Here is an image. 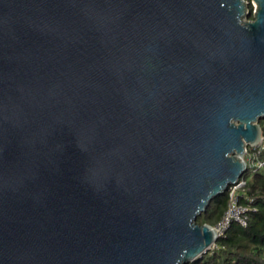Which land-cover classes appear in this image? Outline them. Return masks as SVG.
I'll list each match as a JSON object with an SVG mask.
<instances>
[{
  "label": "water",
  "instance_id": "water-1",
  "mask_svg": "<svg viewBox=\"0 0 264 264\" xmlns=\"http://www.w3.org/2000/svg\"><path fill=\"white\" fill-rule=\"evenodd\" d=\"M262 119L264 0H0V264L197 260Z\"/></svg>",
  "mask_w": 264,
  "mask_h": 264
},
{
  "label": "trees",
  "instance_id": "trees-1",
  "mask_svg": "<svg viewBox=\"0 0 264 264\" xmlns=\"http://www.w3.org/2000/svg\"><path fill=\"white\" fill-rule=\"evenodd\" d=\"M253 8L250 4L249 19H253ZM259 124L264 131V119ZM245 192L256 198L257 208V212L251 213L248 226L233 224L226 235L217 240L214 249L189 264H264V172L246 179ZM228 199V191L216 197L208 210L197 218V223L215 227L227 210Z\"/></svg>",
  "mask_w": 264,
  "mask_h": 264
},
{
  "label": "built area",
  "instance_id": "built-area-1",
  "mask_svg": "<svg viewBox=\"0 0 264 264\" xmlns=\"http://www.w3.org/2000/svg\"><path fill=\"white\" fill-rule=\"evenodd\" d=\"M245 156L246 159L244 158V160L248 172L252 174L264 172V131L262 129L258 141L251 148L247 146ZM245 187L246 179L244 176L237 184L229 187L227 210L220 222L213 227L218 238L225 236L233 224L247 227L251 213L257 212V208L254 205L256 198L246 194ZM242 201H245L246 204H243ZM215 247L216 243L213 244L211 249Z\"/></svg>",
  "mask_w": 264,
  "mask_h": 264
},
{
  "label": "rangeland",
  "instance_id": "rangeland-1",
  "mask_svg": "<svg viewBox=\"0 0 264 264\" xmlns=\"http://www.w3.org/2000/svg\"><path fill=\"white\" fill-rule=\"evenodd\" d=\"M253 12H254V8H253ZM250 148H251V146H250ZM250 151L252 152V150H250ZM243 158L246 159V156H245V157L243 156ZM251 176H252V173H251V172H248V171H247V172L245 173V175H244L245 179H247V180H248Z\"/></svg>",
  "mask_w": 264,
  "mask_h": 264
}]
</instances>
